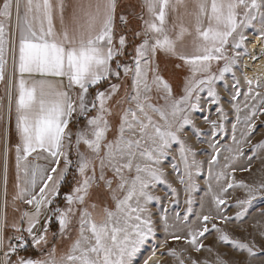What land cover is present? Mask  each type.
Segmentation results:
<instances>
[{
	"label": "snow or ice",
	"instance_id": "obj_1",
	"mask_svg": "<svg viewBox=\"0 0 264 264\" xmlns=\"http://www.w3.org/2000/svg\"><path fill=\"white\" fill-rule=\"evenodd\" d=\"M68 9L66 0H0V84L11 54L16 93L12 203L19 213L9 225L5 162L0 264H137L141 253L139 264H162L165 257L172 264H253L258 256L264 264V246L214 222L243 227L253 202L264 200V182L238 181L233 167L264 153V140L252 144L264 133V122L257 128L264 116V83L245 77L242 93L235 71L239 50L248 54L245 30L258 21V39H264V0H130L123 8L121 0H75L66 15ZM178 71L185 75L177 88L170 77ZM226 74L234 81L228 104L235 122L231 144L221 145L228 113L217 83L227 84ZM12 110L10 95L9 119ZM213 111L218 119L209 118ZM196 113H206L207 134L197 126ZM190 135L212 150L205 196L215 208L197 215L198 225L189 216L203 162ZM222 148L226 163L216 171ZM169 157L188 205L183 216L175 212L173 222L167 207L153 211L163 199L178 203ZM160 185L169 190L163 197L157 194ZM236 188L245 195L229 204V190ZM228 208L236 209L235 216ZM158 227L165 237L153 244ZM212 232L220 245L250 259L230 261L219 251L211 260L193 257L192 252L214 253L204 243ZM169 238L186 247L158 257Z\"/></svg>",
	"mask_w": 264,
	"mask_h": 264
},
{
	"label": "rangeland",
	"instance_id": "obj_2",
	"mask_svg": "<svg viewBox=\"0 0 264 264\" xmlns=\"http://www.w3.org/2000/svg\"><path fill=\"white\" fill-rule=\"evenodd\" d=\"M255 26L248 28L245 30V34L248 37L246 41V47H247V53L244 54V49H240L241 52V59L240 63L237 65L235 71H236V78L240 80V90L242 93H246L247 91V84L245 81V73L243 70V64L246 57L250 56L252 53L253 47L256 46L258 43H263L264 39H258V28L259 24L258 21L254 22ZM174 63V62H173ZM223 62H221L222 65ZM171 67V64H169V68ZM185 75L184 72L178 71L175 76L170 77L172 79V82L174 84V87H179L180 83L182 82L183 76ZM226 80L227 84L225 82L221 81L217 83V90L221 94L224 102L225 111L228 113V118L226 121H224L226 128L228 130V135L223 136L220 138L221 145H230L231 144V124L235 122V115L234 110L230 108L228 101L230 99V92H231V85L234 82L231 74H226ZM12 82V72L10 68L6 70L5 75V81L4 83L0 84V105H2V109H0V116H3V119L0 120V214H3L4 212V184H3V174H4V167L5 162L7 163V171H8V179H9V173L10 171L14 170V176L16 177V160H15V150H13V143L11 141V136L13 132L16 133L15 130V107H14V94H15V88L13 87ZM262 83H264V80H262ZM13 99V110L11 113V119H9V99ZM205 98H206V94ZM242 100V97H241ZM215 108V106H213ZM197 117L196 123L197 126L205 133L207 134L209 132V125L203 122V117L206 115V113H196ZM243 115V113H241ZM210 119H218L217 115L213 111L209 117ZM264 122V116H261L259 120L257 121V128L260 129L262 127V123ZM73 129L75 128V125L72 126ZM237 136H239V132L237 133ZM17 138V135H16ZM261 140H264V133H261L259 135H255V139L252 140V144H256L261 142ZM18 142V141H17ZM189 142L194 146L196 152H197V159L203 162L202 171L200 174H198L195 179L199 186L198 190L192 193V197L194 200V203L192 205L193 208V214L189 216V222H192L194 225H198L200 221L196 220L197 215L207 214L210 210L214 211L215 206L211 203L210 196H205V193L208 189V184L206 181H208V159L210 158V154L212 150L208 148L207 143L203 141H197V139L190 135L189 136ZM7 150V151H6ZM245 154H251V147H246L244 149ZM14 154V157L12 156ZM227 155V153L221 149V156L219 158V166H213L216 171H220L223 168V165L226 163V161L223 159V157ZM74 159V155L72 157ZM14 161V162H13ZM167 163V171L169 172V180L173 183V186L177 188L178 195L176 197V200L178 203L174 202L172 204H169L167 199H163L161 203L154 204L153 205V211L154 213H159L162 207H167L169 210V217L170 222L172 221V217L174 216L175 212H179L181 216H183L187 210L188 205L184 203L186 197L183 192V186H181L175 175L172 174V169L170 167L171 163V157H169V161ZM251 166V171L245 172L240 171L239 169L245 167V166ZM233 167L237 168L238 170L235 173V177L238 181H244L245 183L249 184H257L260 182H264V153L259 154V158L254 157L252 161H248L244 158H241L239 161H237L236 164L233 165ZM70 179V177H69ZM15 184L16 182L12 181L8 185V207H7V216H8V223L11 225V223L18 219L19 213L15 212L13 209V203H12V197L15 194ZM215 183H213V188L215 189ZM165 192H169L167 187L165 185L158 186L157 194L164 196ZM229 204H234L237 198H243L245 193L242 189L236 188V189H230L229 190ZM201 203H204V210L201 212ZM19 207L23 210L27 208V205L19 204ZM262 210H264V200H257L253 202V206L249 209V214L245 218V222L243 223V227H240V222H229L222 224L219 222V220L214 221L218 227L224 229L229 234L246 240L250 238H254L256 243L259 246H264V238H261L260 232L264 231V228H261V225H264V215L261 214ZM236 209L235 208H228L227 214L229 216H235ZM209 227H211V224H209ZM180 234H184V232H181ZM6 236L11 235V228L6 230L5 233ZM165 237V233L162 230V227H158L157 231V240L153 241L151 243H163ZM206 247L211 246L214 249V253L209 254L206 251L201 253H195L192 252L191 255L197 259H214L215 251H219L220 253L225 255V259H228L230 261H238V262H247L250 258L248 257L247 253H238L230 248V246L227 245H220L217 240V234L212 232L208 234V238L204 241ZM177 248L179 251L182 247H186L183 241H177L174 242L169 238V242L167 246L161 248L157 252V256L159 257L160 254L167 253L169 248ZM145 252H147V249H145ZM32 254V253H30ZM144 256V253H141L140 256L137 259V264H139L140 258ZM262 257L258 256L254 261L253 264H259V260ZM162 264H172V258L171 257H165L162 260Z\"/></svg>",
	"mask_w": 264,
	"mask_h": 264
},
{
	"label": "bare ground",
	"instance_id": "obj_3",
	"mask_svg": "<svg viewBox=\"0 0 264 264\" xmlns=\"http://www.w3.org/2000/svg\"><path fill=\"white\" fill-rule=\"evenodd\" d=\"M264 48V42L258 43L253 47L250 56L246 57L243 64L244 75L247 78L256 79L259 77L264 80V55H261V49ZM253 57H256L255 59Z\"/></svg>",
	"mask_w": 264,
	"mask_h": 264
},
{
	"label": "crops",
	"instance_id": "obj_4",
	"mask_svg": "<svg viewBox=\"0 0 264 264\" xmlns=\"http://www.w3.org/2000/svg\"><path fill=\"white\" fill-rule=\"evenodd\" d=\"M129 2H130V0H121L122 8H123V6L127 5ZM132 2H136V0H132ZM66 3L69 5L68 12L66 13V15H67L68 13H70V11H71V5H73L75 3V0H66ZM137 11H138V8H137ZM12 43L14 45L18 43V35L15 33V30L14 29H13ZM8 60H9V63L7 65V70H8V68H10V70L12 72V79H13V67H12V57H11V54H9ZM13 87H14V85H13ZM15 95H16V93L14 94V98H15ZM15 130H16V128H15ZM15 135H17V133H15ZM17 139H18V137H17ZM39 163L44 164L46 162L43 161V160H41V161H39Z\"/></svg>",
	"mask_w": 264,
	"mask_h": 264
},
{
	"label": "trees",
	"instance_id": "obj_5",
	"mask_svg": "<svg viewBox=\"0 0 264 264\" xmlns=\"http://www.w3.org/2000/svg\"><path fill=\"white\" fill-rule=\"evenodd\" d=\"M138 11H139V8H138ZM132 24H133V26H138V21H133ZM11 141L13 143V147L12 148L14 150V146H15V144L18 141V139L16 138V135H15V132H13V134L11 136ZM12 156L14 157V154H12ZM12 181L16 182V177L14 176V170L13 171L11 170L10 173H9L8 185Z\"/></svg>",
	"mask_w": 264,
	"mask_h": 264
}]
</instances>
